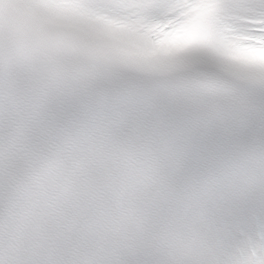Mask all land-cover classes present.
I'll return each instance as SVG.
<instances>
[{
  "label": "snow or ice",
  "instance_id": "snow-or-ice-1",
  "mask_svg": "<svg viewBox=\"0 0 264 264\" xmlns=\"http://www.w3.org/2000/svg\"><path fill=\"white\" fill-rule=\"evenodd\" d=\"M0 0V264H264V0H218L225 55L102 76Z\"/></svg>",
  "mask_w": 264,
  "mask_h": 264
}]
</instances>
